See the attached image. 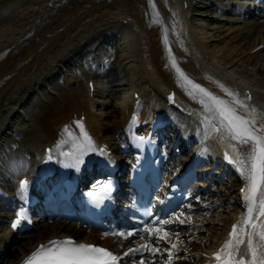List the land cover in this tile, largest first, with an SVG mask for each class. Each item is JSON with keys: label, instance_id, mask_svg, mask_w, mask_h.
Instances as JSON below:
<instances>
[{"label": "bare ground", "instance_id": "bare-ground-1", "mask_svg": "<svg viewBox=\"0 0 264 264\" xmlns=\"http://www.w3.org/2000/svg\"><path fill=\"white\" fill-rule=\"evenodd\" d=\"M152 2L161 24L152 23L149 0H0V153L6 152L4 146L10 136L24 135L23 147L29 151L33 162L29 170L34 168L38 173L35 164L45 155L46 147H72L74 137L79 136L76 121H82L89 135L92 133L97 141L106 142L112 150L122 154L127 150L125 126L136 99H141L138 111L142 118H150L153 108L168 107L179 121L196 126L195 133L211 148L210 153L221 165L219 169L227 167L234 171L235 175L229 180L238 182L236 188L219 187L224 191L215 200V195L207 196L208 208H202L201 204L207 202L203 199L199 204L191 202L190 211L188 204L185 205L183 211L192 216V226H171L181 231L183 243L179 257L194 252L193 257L186 258V264H200L208 260L206 252L224 240L229 225L245 212L239 192L244 181L236 167L224 158V146L215 137H204L201 106L178 86L174 72L167 67L164 29H168L173 54L192 79L225 98L217 82L240 93L241 98L250 95L246 91L249 90L261 101L256 104L251 98V106L264 112V25L243 23L239 11L233 7L235 0ZM239 7L243 10V5ZM116 44L121 50L118 65L112 71L106 67L104 58L107 56L103 55ZM260 45L263 47L253 52ZM260 56H263L261 62ZM87 66L91 72L96 70L95 77L108 76L111 72L117 75L116 70L123 66L127 73L119 72L129 76L130 86L126 90L100 88L96 80L86 76ZM250 67L257 71L249 70ZM61 76L64 79L58 81ZM90 80L95 83L94 93L90 90ZM106 92L116 101L115 110L98 108L106 104L96 101L97 93ZM173 95L174 99H170ZM170 101L174 104L170 105ZM18 146H22V142L15 139L7 148ZM206 154V148L196 153L198 157ZM90 176L91 172L84 175L82 182L88 181ZM221 197L229 202H221L220 206L233 203L232 208L210 215ZM0 198L10 197L0 193ZM206 209L207 214L197 218L196 213L200 216ZM48 227L53 228L52 236L74 235L81 240L104 243L116 239L86 231L76 224L59 223ZM199 231L200 235L193 237L194 232ZM9 235V227L0 228V252L9 241ZM34 238L28 239L25 249L17 252L14 259L4 260L3 264L19 262L35 248ZM200 238L202 240L197 241ZM156 246L161 252L154 258L148 254L145 259L158 262L164 256L166 260L167 246L163 243ZM244 247L242 245V250Z\"/></svg>", "mask_w": 264, "mask_h": 264}, {"label": "snow or ice", "instance_id": "snow-or-ice-1", "mask_svg": "<svg viewBox=\"0 0 264 264\" xmlns=\"http://www.w3.org/2000/svg\"><path fill=\"white\" fill-rule=\"evenodd\" d=\"M149 3L153 12L152 23L161 24L155 4L152 0H149ZM163 41L168 54L167 67L174 72L178 86L201 106L204 137H215L224 146V158L236 167L244 181L241 193L245 212L237 223L232 224L228 238L212 253V259L215 264H264V112L251 106L250 95L241 98L240 93L217 82V87L225 94L227 97L225 98L197 83L181 68L173 54L167 28L164 29ZM170 99H174V95ZM76 127L79 128V136L73 139V150L62 152L61 155L66 158L65 167L79 170L84 164V156L97 149L83 122L76 121ZM64 131L72 135L68 128ZM139 140L142 143L144 138L140 137ZM27 185V180L20 181L21 193L26 192ZM111 192L110 180L98 181L89 196L93 204L99 206ZM187 208L190 211L192 205L188 204ZM143 215L152 217L153 213L146 210ZM25 220L26 213L21 207L15 213V219L10 222V227L15 230ZM193 223L192 216L181 210L169 218L162 219L157 216L152 223H144L140 229L112 232L111 235L127 239L145 233L146 236L139 235V239L144 242L137 247L128 248L123 255L127 257L137 253H148L155 256L161 252V248L154 245L164 243L167 245L165 264H172L174 259H179L180 244L183 240L181 231L174 230L171 226H189ZM242 245L245 246L243 250ZM122 259L123 257L107 248L77 243L68 238L39 245L24 264H120ZM138 264H146V260L140 259Z\"/></svg>", "mask_w": 264, "mask_h": 264}, {"label": "rangeland", "instance_id": "rangeland-1", "mask_svg": "<svg viewBox=\"0 0 264 264\" xmlns=\"http://www.w3.org/2000/svg\"><path fill=\"white\" fill-rule=\"evenodd\" d=\"M239 23H241V22H239ZM110 51L108 50L105 54H104V56H106V55H110ZM118 52H113V55H115V57L113 58V64L116 66V64L118 63ZM103 57V56H102ZM259 59H260V61L259 62H261L262 61V59H263V56H260L259 57ZM260 64V63H259ZM258 64V65H259ZM114 66V67H115ZM113 71H114V68L112 69ZM86 73H87V77L89 78V77H93L92 75V73H91V71L88 69V67L86 68ZM123 73H124V71H123ZM122 73V74H123ZM127 72H125L124 74H126ZM123 74V75H124ZM122 75V76H123ZM64 79V77H60L59 78V80L58 81H61V80H63ZM103 83L104 82H102L101 80H100V86H102L103 85ZM104 86V85H103ZM130 85H128V84H124L123 86H119V87H117L119 90H126L125 88H128ZM98 96L96 97L97 99H98V103L100 102V103H105L106 105L103 107V106H98V108L101 110H103V111H107V110H115V104H116V101L113 99V97H111V96H108L107 95V92L105 93V94H101V93H98L97 94ZM117 108V107H116ZM19 126V125H18ZM20 127V126H19ZM18 127V128H19ZM18 128H16V130L18 129ZM15 139H18V140H20L21 142H22V146H18V147H15L14 149H8L7 147L8 146H10L11 145V142L13 141V140H15ZM25 139H26V137L24 136V135H21V136H19L18 138L16 137V135H14V136H10V138L5 142V146H4V148H5V150L7 151V153H5V156L4 155H1L0 154V178L2 179V180H4V181H6V177H5V175L6 176H9V173H8V170H9V168H11V167H9L8 165H5L4 163H3V161L4 160H6V161H11V162H15L14 164V168L12 167V169H10V170H15L16 168H17V166H16V164H17V161H26L24 158H23V155H22V157H21V153H22V150L23 149H25V147H23L24 145V141H25ZM22 147V148H21ZM2 153V152H1ZM10 158H11V160H10ZM226 178L227 177H224V179H223V181L222 182H225V180H226ZM233 187V186H232ZM208 206H210V205H208ZM229 205H226V207H223V208H221V209H219V211H229L230 210V208L228 207ZM206 211H207V209H206ZM208 212V211H207ZM207 212H205V214H207ZM215 213H218V209L217 210H215V211H213V212H211L210 213V215H214ZM0 225H2L3 226V224H0ZM5 227V226H4ZM204 231V230H203ZM38 231H36L35 233H37ZM34 233V234H35ZM200 231H199V233H196V234H194V236L193 237H196V236H199L200 235ZM33 234V235H34ZM204 236V235H203ZM28 239V238H27ZM27 239H20L18 242H16V243H13V242H11L7 247H8V256H11V255H13L14 253H16L17 251H19L20 249H22L23 248V243H25V242H27L28 240ZM37 240H39L38 238H37ZM202 240V238H200V239H197V241H201ZM189 257H193V255H189Z\"/></svg>", "mask_w": 264, "mask_h": 264}]
</instances>
